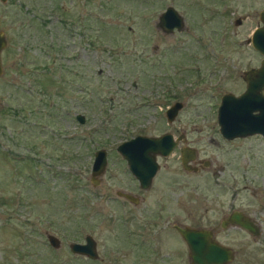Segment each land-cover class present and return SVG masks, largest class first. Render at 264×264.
Listing matches in <instances>:
<instances>
[{"label": "rangeland", "instance_id": "obj_1", "mask_svg": "<svg viewBox=\"0 0 264 264\" xmlns=\"http://www.w3.org/2000/svg\"><path fill=\"white\" fill-rule=\"evenodd\" d=\"M108 1L110 8L99 10L85 0L0 1V264H79L68 245L86 234L97 251L114 249L103 219L118 212L115 191L132 192L135 182L115 147L166 132L182 133L209 165L189 172L175 149L152 186H166L169 199L180 195L187 226H207L204 208L252 211L258 236L218 229L215 237L234 251L230 264H264V137L227 140L216 124L220 96L241 93V73L258 67L261 56L247 39L264 0ZM168 5L184 19L179 32L155 25ZM88 11L101 22L84 21ZM175 101L182 107L167 123L164 112ZM97 149L107 163L93 185ZM162 252L167 264H189L186 246L183 256Z\"/></svg>", "mask_w": 264, "mask_h": 264}, {"label": "water", "instance_id": "obj_2", "mask_svg": "<svg viewBox=\"0 0 264 264\" xmlns=\"http://www.w3.org/2000/svg\"><path fill=\"white\" fill-rule=\"evenodd\" d=\"M4 2L5 0H0ZM259 21L250 34L247 43L262 56L259 66L243 71L241 79L245 82L244 90L238 95L225 93L220 96L216 109V124L218 132L227 140L258 134L264 137V8L257 14ZM239 19L234 21L238 24ZM156 27L163 33H172L184 29V19L172 6H166L156 19ZM6 46L4 32L0 30V53ZM2 66L0 62V75ZM182 103L175 101L164 112L167 123L173 121ZM78 123H83V116L75 115ZM179 138L174 139L168 132L155 136L135 135L124 140L115 147V151L125 161L128 172L137 180L141 188H147L151 178L157 170L156 156L166 157L171 154ZM194 158V151L189 147L180 151L182 168L189 170L186 164ZM106 151L97 149L93 153L90 167V182L97 184V178L106 167ZM116 196H121L127 201H132L129 194L116 191ZM235 222L242 228L256 235L258 232L247 219L237 218ZM222 227L224 225L222 224ZM186 249L189 264H228L233 258L232 250L212 238L209 230L184 226L177 229ZM48 244L52 248L59 245L58 239L47 234ZM68 249L75 254L85 255L90 259L96 258L94 242L85 237L84 243H70Z\"/></svg>", "mask_w": 264, "mask_h": 264}, {"label": "flooded vegetation", "instance_id": "obj_3", "mask_svg": "<svg viewBox=\"0 0 264 264\" xmlns=\"http://www.w3.org/2000/svg\"><path fill=\"white\" fill-rule=\"evenodd\" d=\"M239 24L240 20L238 24L235 25ZM258 25H260L259 21L256 26ZM261 59L259 60V63ZM170 134L174 139L179 138L171 151V154L175 151V149H178L180 160L181 149L188 147L184 144L186 142L185 137L182 133L175 136L173 133ZM191 149L194 151V158L186 164L189 172L197 171L202 167V165L204 167L209 165V162L207 161H198L196 159L195 150L193 148ZM166 157L156 156L155 160L157 163V170L151 178L150 184L147 188H141L137 180L130 174L135 181L132 186L134 190H131L132 192L116 190L121 193L129 194L132 197V201H127L123 197L115 195L121 200V202L117 203L118 212L112 215L111 218L103 219L110 222L109 225L111 228H109V231L113 232L111 236L114 242V249L103 248L97 251L96 241L91 235L86 234L83 236V240L81 242L71 243L82 244L84 243L85 237L91 238L94 242L96 258L90 259L85 255L75 254L69 250L71 258L74 261L79 264H88L89 262L95 264H167L163 261L165 254L162 251L164 247L171 248V252L175 253L177 256H183L185 244L177 229L183 228L187 225L183 224L184 207L180 204V195L175 194L169 199L165 195V190L167 189L165 188L166 186L157 187L155 185L156 187H153L155 182L160 181L157 173L163 166H165L163 161ZM123 162L125 163L124 160ZM176 184L179 185V183ZM177 185L175 187L173 186V190L180 189ZM160 189L161 191H159ZM149 190H151V192H148ZM146 198L151 199L152 202L144 204V200ZM203 215L207 218L206 227H189L209 230L212 234V238L217 242L218 240L215 235L217 234L218 229L240 231L251 237H256L260 234V222L250 210L246 211L232 205H229L225 211H223L222 208L217 209L216 207H210L204 208ZM237 218L247 219L258 233L256 235L251 234L249 231L239 226L235 222ZM222 224L224 227H222ZM230 232L234 233L233 231ZM227 247L232 250L230 246ZM232 252L233 258L231 262L234 259V251L232 250ZM176 264H183V260L180 259V262H177Z\"/></svg>", "mask_w": 264, "mask_h": 264}, {"label": "trees", "instance_id": "obj_4", "mask_svg": "<svg viewBox=\"0 0 264 264\" xmlns=\"http://www.w3.org/2000/svg\"><path fill=\"white\" fill-rule=\"evenodd\" d=\"M154 1V3H157V2H159V1H161V0H153ZM116 3H118L119 4V6L120 5H124V6H126V5H132L133 7L135 6V7H138V6H142V7H144V6H146L147 5V3L148 2H146V0H116ZM85 4L87 5V8L88 9H94V8H96L97 10H99V9H104V8H110V6H111V3H110V1H108V0H85ZM59 9H61V8H59ZM66 12L67 13H65V14H68V15H70L69 17H71V20H73L74 18H75V22L77 23V22H79V20L81 21V17H78V16H72L70 13H68L69 12V10H67L66 9ZM95 12V11H94ZM65 19V18H64ZM83 19H84V21H86V22H89V24L91 23V22H93L94 20L95 21H97V22H101L95 15H94V13H92L91 11H88V13L87 14H85V15H83ZM70 23V22H69ZM69 23H64V26H67V25H69ZM82 24H81V22H80V26H81ZM74 27L75 28H77V24H75L74 25ZM90 29H96V28H90ZM114 47H115V45H113ZM116 48V47H115ZM120 49H126V47H124V46H120ZM27 111H30V112H32L33 110L31 109V108H27L26 109ZM14 113V112H13ZM23 114L24 112H23V109H20L19 111H16L15 113H14V115H18V114Z\"/></svg>", "mask_w": 264, "mask_h": 264}]
</instances>
